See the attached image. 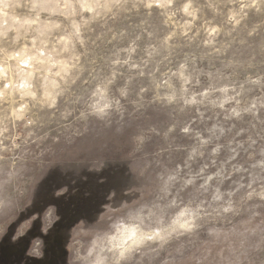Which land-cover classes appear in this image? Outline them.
<instances>
[{"label":"clouds","instance_id":"clouds-1","mask_svg":"<svg viewBox=\"0 0 264 264\" xmlns=\"http://www.w3.org/2000/svg\"><path fill=\"white\" fill-rule=\"evenodd\" d=\"M105 170L119 193L61 230L56 264H264V0H0L18 264L48 260L62 220L47 177L69 182L58 199Z\"/></svg>","mask_w":264,"mask_h":264},{"label":"rangeland","instance_id":"rangeland-1","mask_svg":"<svg viewBox=\"0 0 264 264\" xmlns=\"http://www.w3.org/2000/svg\"><path fill=\"white\" fill-rule=\"evenodd\" d=\"M84 175L88 176L86 180H78L75 185L69 184L68 193L58 199H52L53 188H59L69 182L60 177L57 172H52L39 188L37 192L38 201L44 204L55 203L59 208L62 220L54 226L49 237L46 238L50 242L48 248L49 261H32L31 264H49L52 257L54 264L62 260L65 253L63 251V237L60 234L61 230L71 227L82 217L92 218L99 210L100 205L106 202V198L113 189H116L119 193L124 179L118 172L113 170H105L95 174L84 173ZM24 215L22 214V217ZM36 226H39V222H36ZM13 231L14 226L11 228L10 222L8 229L3 233V242L0 243V264H13V258L18 264V260L23 256L25 242L21 241L15 246L10 243Z\"/></svg>","mask_w":264,"mask_h":264},{"label":"trees","instance_id":"trees-1","mask_svg":"<svg viewBox=\"0 0 264 264\" xmlns=\"http://www.w3.org/2000/svg\"><path fill=\"white\" fill-rule=\"evenodd\" d=\"M0 263H1V261H0ZM49 264H54L53 257H52V261Z\"/></svg>","mask_w":264,"mask_h":264}]
</instances>
